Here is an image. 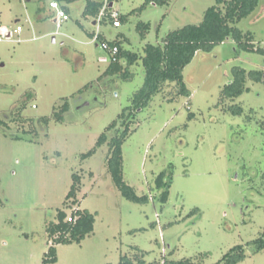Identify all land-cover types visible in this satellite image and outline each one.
I'll return each mask as SVG.
<instances>
[{
    "label": "rangeland",
    "instance_id": "rangeland-1",
    "mask_svg": "<svg viewBox=\"0 0 264 264\" xmlns=\"http://www.w3.org/2000/svg\"><path fill=\"white\" fill-rule=\"evenodd\" d=\"M50 1L0 0V25L23 26L19 35L0 40V264H44L47 224L61 208L68 216L88 209L96 222L81 242L58 244L54 264H118L137 249L147 261L213 264L235 245L258 239L264 231V83L250 81L248 91L226 102L241 106V113L227 109L221 90L234 66L264 68V55L237 50L233 39L199 50L185 67L190 95L177 94L170 83L136 113L123 144L124 178L149 194L148 202L121 193L107 167V145L82 158L132 106L146 76L142 59L128 67L129 78L106 74L109 62L99 57L108 53L91 33L123 40L125 49L144 55L148 43L163 44L169 32L201 23L216 0H170L143 9L146 0H114L110 10L128 15L119 27L114 19L86 16V0L72 3L70 18L58 27ZM142 23L150 24L145 35ZM237 26L264 46V0ZM29 94L23 118L48 117V125L13 120ZM65 100L70 108L58 121L54 108ZM163 170L173 175L167 202L155 188ZM74 173L82 176V190L67 208ZM254 250V242L246 245L238 264H264V249Z\"/></svg>",
    "mask_w": 264,
    "mask_h": 264
},
{
    "label": "trees",
    "instance_id": "trees-1",
    "mask_svg": "<svg viewBox=\"0 0 264 264\" xmlns=\"http://www.w3.org/2000/svg\"><path fill=\"white\" fill-rule=\"evenodd\" d=\"M61 7L70 13V5L77 0H57ZM114 0H86L84 14L86 16L93 15L99 17L103 11L101 20L114 19L110 10V5ZM170 0H146L140 7L144 8L146 4L153 3L155 5L167 4ZM260 0H216V4L210 6L204 15V19L199 24H187L183 27L169 32L164 38L163 44L148 43L145 48V54L140 55L125 49L123 40H108L99 33V40H108L112 44L119 46V51L111 56L109 67L106 74L122 73L123 78H129L130 73L128 67L139 59H142L145 67L146 76L144 85L134 94L133 104L125 108L101 134L97 144L88 152L82 154V158L86 159L94 155L98 148L107 145L109 155L107 157V167L112 178L121 191V193L129 200L135 202H148L149 194H139L136 188L129 184L124 178V154L123 144L132 131V122L136 118V113L146 107L153 96L165 89V86L174 83L177 94L190 95L184 79V69L192 62L199 50L211 51L220 43L228 39H233L237 45V50L256 51L264 55V46H258L254 42V34L252 31H245L237 26V23L248 17L259 5ZM106 6V7H105ZM43 7L40 11H43ZM42 13L39 18H42ZM121 22L128 18L119 14ZM143 35L150 29V24L142 23ZM96 34V33H95ZM94 33L91 35L94 37ZM264 83V68L247 69L242 66L233 67V77L231 81L222 88L221 100L226 103L235 100L244 92L250 89L248 82ZM31 98L29 94L27 99L22 100L13 111V120H25L32 123L33 126L48 125L50 118L40 117L23 118L22 110L26 107L27 101ZM227 105V103H226ZM227 109L234 113H241L242 107L235 105H227ZM69 100H65L62 104L55 106L54 118L58 121L64 119V114L69 110ZM3 123V121H0ZM113 132L110 136L109 133ZM74 182L67 194L65 203L67 208L78 203V194L82 190V176L78 173L73 174ZM173 182L171 171L163 170L155 178V188L159 190V198L162 202H167L170 195V188ZM72 214L77 217L75 221H68V214L65 208H61L57 212V220L47 224V232L50 242L49 251L46 254L44 264H54L57 262V245L60 243H72L74 241L81 242L87 235L94 232L96 214L88 209L75 208ZM254 242L255 252L264 249V231L262 235L247 244H238L232 247L224 254L222 259L213 264H238L243 261L246 256V245ZM132 256L123 255L118 264H162V261H147L145 253L141 249ZM165 264H203L193 261L190 258L180 260H170L165 258Z\"/></svg>",
    "mask_w": 264,
    "mask_h": 264
},
{
    "label": "built area",
    "instance_id": "built-area-1",
    "mask_svg": "<svg viewBox=\"0 0 264 264\" xmlns=\"http://www.w3.org/2000/svg\"><path fill=\"white\" fill-rule=\"evenodd\" d=\"M49 4L51 9L56 12V14L54 15V20L57 23V26L60 27L62 25V22L68 20L70 16L66 12V10L61 7L60 3L57 0H52ZM102 14L103 11L100 13L99 18H101ZM112 17L114 18V26L119 27L122 25L121 19L119 18V13L117 11H114L112 13ZM22 31L23 26L19 23H16V26L13 28L7 25H0V40L11 39L14 35H19ZM93 41H100L99 32L94 35ZM98 44L101 45V47L108 53V55H102L99 57L100 62H110L111 56H114L119 51V46L116 44H112L108 40H102ZM67 219L68 221H75L77 217L71 214ZM162 264H165V259L162 260Z\"/></svg>",
    "mask_w": 264,
    "mask_h": 264
},
{
    "label": "crops",
    "instance_id": "crops-1",
    "mask_svg": "<svg viewBox=\"0 0 264 264\" xmlns=\"http://www.w3.org/2000/svg\"><path fill=\"white\" fill-rule=\"evenodd\" d=\"M51 13H53V14H55V11L53 10V9H51ZM97 21H95V23H96ZM98 45V44H97Z\"/></svg>",
    "mask_w": 264,
    "mask_h": 264
},
{
    "label": "water",
    "instance_id": "water-1",
    "mask_svg": "<svg viewBox=\"0 0 264 264\" xmlns=\"http://www.w3.org/2000/svg\"><path fill=\"white\" fill-rule=\"evenodd\" d=\"M110 6H113V2L111 3V5Z\"/></svg>",
    "mask_w": 264,
    "mask_h": 264
}]
</instances>
